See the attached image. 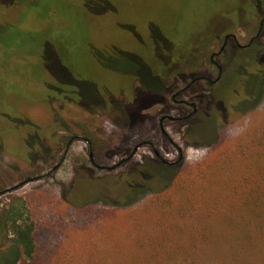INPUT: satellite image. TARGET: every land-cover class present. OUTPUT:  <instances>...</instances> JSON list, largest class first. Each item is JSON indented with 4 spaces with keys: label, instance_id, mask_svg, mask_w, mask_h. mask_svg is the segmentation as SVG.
Listing matches in <instances>:
<instances>
[{
    "label": "rangeland",
    "instance_id": "obj_1",
    "mask_svg": "<svg viewBox=\"0 0 264 264\" xmlns=\"http://www.w3.org/2000/svg\"><path fill=\"white\" fill-rule=\"evenodd\" d=\"M46 1L59 5L70 18L76 17L74 23L69 24L64 17L60 22L48 21L44 7H36L38 0H0V212L23 203L36 225V255L20 264H264V234L259 236L255 223L248 225L254 230L251 240L241 238L240 228L248 224L246 218H242L243 224L228 227L229 220H241L228 203L229 186L241 175L258 180L259 175L264 177V164H260V154H264V95L248 112L234 113L227 121L219 119L209 128L204 112L184 122L166 120L164 128L170 141L161 132L160 118L186 117L190 110L172 100L177 84L164 73L165 66L154 60L153 46L132 36L131 29L142 37L132 22L138 20L133 0H116L128 16L123 22L127 29L122 31L117 30L118 24L111 27L107 16H82L57 0ZM102 1L91 0V5L100 11ZM136 1L141 7L144 4L149 21L158 20L150 14H166L167 0ZM257 1L259 10L264 0ZM183 2L187 10L180 15L177 5L167 1L172 13L168 24L152 26L157 38L165 26L175 27L178 38L165 37L161 45L169 52L183 39V43L192 42V31L209 30L219 15L229 14L233 19L239 9L238 0ZM88 19L92 21L89 28ZM262 23L250 27L243 22L230 33L237 36L240 45L259 35L262 47L264 20ZM46 26L53 30L42 35ZM36 36L44 38H40L41 44ZM223 43L213 51L218 53ZM235 47L231 40L225 53L230 55ZM28 49L34 56L19 54ZM121 51L136 55L121 57ZM37 54L42 55L40 70L35 65ZM108 57L121 61H106ZM221 59H216L220 65ZM161 60L165 65L170 62L166 56ZM205 63L197 76L215 79L216 70H211L207 58ZM147 66L162 76L163 84L151 78ZM178 66L189 71L192 60ZM53 81L68 84L70 96H52L48 89ZM209 88L206 83L195 84L192 93L180 99L191 101L192 96L198 109L207 111ZM75 90L81 91L82 99ZM199 94L204 95V104L195 99ZM220 107L213 104L208 111L216 116ZM142 141L154 147L140 149L134 163L155 159L153 149L174 163L180 149L183 164L168 190L155 196L146 193L127 208L103 202L81 207L70 201V194L119 201L123 193L119 188L126 178L103 177L110 174L95 170L90 154L99 155L100 161L110 166ZM123 171L121 168L116 174ZM213 171L226 182L218 186L219 177L210 180ZM147 172L153 168L148 167ZM141 185L140 189H145L142 192L148 191V183ZM220 191L225 198L219 200L218 214L208 218L211 212H205L210 203L199 194L220 196ZM222 210L226 216L221 215ZM207 219L209 227H203ZM204 229L215 234L200 237Z\"/></svg>",
    "mask_w": 264,
    "mask_h": 264
},
{
    "label": "trees",
    "instance_id": "obj_2",
    "mask_svg": "<svg viewBox=\"0 0 264 264\" xmlns=\"http://www.w3.org/2000/svg\"><path fill=\"white\" fill-rule=\"evenodd\" d=\"M61 6H65L69 10L76 12V14H80L82 16H107L111 19V27L114 24H118L116 26L117 30H126L127 26L123 23L124 20H128V16L124 15V12H121L119 9V4L116 0H104L101 2L100 11H96L95 7L92 6L91 0H57ZM174 3L177 9V12L182 15L184 11L187 10L186 4H184V0H167ZM167 1L165 2L166 14L164 17L156 16L150 14V17L153 19H158L155 21H149L145 17L147 13L145 12L144 4H139V1L133 0L134 3V12L137 14L138 20L132 21L136 23V25L140 28V33L142 37L133 32L131 29L132 36L135 37L139 42L145 43L148 42L153 46L152 54L154 55V60L158 61V64L162 67L163 61L161 57L166 56L170 62L172 63H180L185 65L188 61L192 60V76H197L198 70L202 68L205 60L210 63V56L215 54L213 51L214 46L221 44L224 42L225 36L235 29L238 28L240 23L249 24L250 27L258 23L260 26L262 25V21L264 20V3L261 8L257 10L258 1L257 0H238L239 9L236 10V16L233 19L230 17L231 15H219L215 20L211 23V28L206 31H192V42H182L179 41V47L172 52L167 51L165 48H162V42L165 41V37H172L175 39L177 35L175 33V27L171 25L165 26V31L160 33V37H155V34H152L153 27L158 22L161 25L165 23L168 24L167 18L172 13L167 5ZM138 2V4H137ZM140 2H142L140 0ZM46 10V14L49 17V20H57L60 22L61 18L64 17L69 24L76 20V17H71L66 15L64 10L59 9L58 6H54L51 1L46 0H38L36 7ZM35 7V6H34ZM58 7V8H57ZM94 7V8H90ZM33 8V7H32ZM104 8H108L107 11ZM143 8V9H142ZM176 10V9H175ZM101 13V14H98ZM151 13V12H150ZM98 14V15H96ZM146 15V16H145ZM55 16V17H54ZM148 18V17H147ZM63 20L62 22H64ZM114 21V22H113ZM66 22V21H65ZM17 26V25H15ZM63 26H67L64 24ZM92 26V21L90 23V19H88L87 28ZM126 26V27H125ZM180 27V26H179ZM43 28V27H42ZM40 29L42 35L49 34L53 28L47 27L46 29ZM37 33V32H36ZM35 33H32V35ZM39 35V30H38ZM33 41L35 40L32 37ZM40 38L42 36H36L37 41L40 44L43 42ZM83 38V37H82ZM178 38V37H177ZM44 39V38H43ZM39 44V43H38ZM39 44V45H40ZM139 45V43H136ZM85 47V45H84ZM236 49L227 55L225 52L222 53V72L220 79L216 86H213L210 97L207 103L211 102V105L217 104L221 105L222 109L217 113L216 116H213L215 121L217 122L219 119L227 121V119L234 113H244L248 112L251 108V105H255L259 103L261 98L264 95V45L261 43L259 45L258 39L254 41L251 45L246 47H235ZM23 50L19 54L22 55H33L31 51ZM29 51V52H28ZM165 51V52H164ZM121 57L130 56L136 54H130L126 52H118ZM34 56V55H33ZM115 57H108L106 61L115 62L121 61L119 58L114 59ZM36 68L42 69V55H36ZM106 65V64H105ZM187 66V65H186ZM106 67H109L106 65ZM150 67V66H149ZM111 68V67H109ZM163 68V67H162ZM152 69V68H151ZM153 70V69H152ZM40 79V78H39ZM144 83V82H143ZM65 82L63 81H53V93L52 96L58 98L57 91L54 87H59L64 90L68 88ZM148 87V85H147ZM77 90H75L76 93ZM77 94V93H76ZM203 111V110H202ZM201 111V112H202ZM206 120V117L205 119ZM260 153H258L259 155ZM261 163L264 164V154H260ZM259 160V158H258ZM153 168V172L150 175L153 178L145 181V180H127L129 185L125 183L119 191H123L121 194V199L119 201L108 202L104 198L103 199H93L90 197L91 195H71L70 201L72 203L78 204V206L86 207L92 205L93 203L103 202L105 204L112 205L116 208H127L132 204L143 198L146 193H151L153 196L162 194L166 190L169 189L172 184L174 177L179 172L180 168L176 167L174 169L170 165H150ZM214 176L219 177L218 186H221L226 182L225 177H221L215 171L212 172V176L210 180L213 179ZM159 178V180H157ZM161 180V181H160ZM209 180V176H208ZM137 182V183H136ZM148 183L149 187L148 191L142 192L145 189H135V186L140 183ZM157 182L156 187L153 186V183ZM135 183V184H134ZM246 185V186H245ZM229 187L232 188V191L229 192V202L232 208V211L238 214L241 219L238 222L233 223L232 220H229L228 227H233L235 225L243 224L242 218H246L247 225H242L241 229V238L251 240L253 238V228L248 225L250 222H254L258 230V234H264V177L259 175V180L251 176H243L233 182V185ZM245 187V188H244ZM221 192V191H220ZM222 193V192H221ZM105 195V194H103ZM203 195L209 201L208 210L205 213L208 214V218L215 217L216 211L218 210L219 200H224L223 193L220 196H216L215 194H206L205 192L199 194ZM223 197V198H222ZM236 198L237 200H234ZM80 202V203H79ZM213 203V204H212ZM222 216L225 215V211H220ZM255 218L258 221L251 219ZM217 218L212 219L213 221ZM209 219L202 225L203 227H209ZM35 222L29 216L26 206L22 203L20 206H11L10 208H6L0 212V264H20L23 261L33 260L36 251L37 244L35 240ZM236 229H239L236 227ZM200 237H212L215 233L214 231H208L204 229L200 231Z\"/></svg>",
    "mask_w": 264,
    "mask_h": 264
},
{
    "label": "flooded vegetation",
    "instance_id": "obj_3",
    "mask_svg": "<svg viewBox=\"0 0 264 264\" xmlns=\"http://www.w3.org/2000/svg\"><path fill=\"white\" fill-rule=\"evenodd\" d=\"M258 38H259V35H256L246 45H240L237 42V36L236 35L231 34V33L227 34L225 36L224 43H223V46L221 47L220 51L218 53L212 54L210 56V58H209L210 65L212 67L211 70H213V71L216 70V72H217V75H216L215 79H212V78L207 77V76H205V77H203V76H192V66H190L191 69L189 71H187V70L181 69V67L178 66V65H182L180 63L169 62L167 65H165L163 63V65L165 66V67L162 66V67H164L163 68L164 69V73L171 80H172V77H173V81H175V83L177 84L176 85V87H177L176 88V92L173 93L172 97H171L172 100L175 103H177L178 105H184V106L188 107L189 110H190L189 115L186 116V117H178V118H176V117H171V116L165 115V116H162L160 118L159 123H160L161 132L168 140L171 141V138H170V136L168 135V133L166 132V130L164 128V122L166 120H171V121L172 120H179V121H182V122H184L186 120L188 121V120L192 119V117H194L195 115H197L198 113H200L203 110L202 112H204V115L206 117V120H204V122L206 123L207 128H209L210 126H212L213 123H215V119H214L213 115L210 114L209 111H208L212 107V105L210 106L211 102L206 103V107H207L208 110L204 111V109H202V108L198 109L196 104L192 102V96H191V99H190L191 101H187L185 99H180V97L182 98L184 96V94H186V93H189V92L192 93V87L195 84H198V83L199 84L200 83H206L210 87L209 88L210 91L212 90L213 86L217 85V83H218V81L220 79V76H221L222 67H221V65L218 63V61L216 59L222 57V53L225 52V49H226V46H227L228 42H230L232 40L237 47H246V46L251 45L252 43H254V41H256V39H258ZM205 65H206V63H205ZM147 67H145V68H147ZM150 71H151L150 72L151 78H156V79H158L161 82V84H163L162 76L160 74L159 75H155L152 69H150ZM142 84L145 87H147V85L145 83L142 82ZM54 89L57 91V93L60 96H64V97H69L70 96V93L67 92L66 90L62 89V88L54 87ZM137 89L138 88L135 87V91H137ZM48 90L51 92V94L53 93V88L51 86H49ZM147 90H148V87H147ZM76 93L79 94V98H81L83 96V94H81V91L79 92L77 90ZM139 93H140V95H142L144 97V93H143L142 90ZM138 98H140V97H138ZM138 98H137V100H138ZM195 99L201 100V103H203V104L205 103V97H204L203 94L196 95ZM218 106H220V105H218ZM219 109L221 110L222 106ZM88 142H89V140H88ZM146 146L154 147L153 143H151L149 141H142V142L136 144L133 147V149L131 151H129V153L126 155V157H122V159H120L119 162L115 163L114 165H110V166L104 165L103 161H100L99 155H94V153H91L90 154V164L95 168V170H98L100 173L106 172L107 174H110V175L103 176V177H109V178H117V177H119L121 179H125L126 178L125 179L126 180L125 183H127L128 185H129V183L127 182V180H137V181L138 180H145V181H147V180L153 178V176L150 175L149 172H147L148 167H151L150 165H152V164H155V165H161V164L162 165H170L174 169H176V167H181L182 166V164H183V155L181 154L180 149H179V153H180L179 158L174 163L167 162L161 156L160 152L158 150H156V149H153V152H154V154L156 156L155 159H151L150 160V159L144 158V159H142L141 162L134 163L133 162L134 158L137 156V154L140 151V149H142L143 147H146ZM64 158H65V155L63 156L61 161H63ZM58 166H60V165H58ZM121 168H124V171L120 172L119 174H116L118 172V170L121 169ZM83 170H84V172L88 171L85 167H83ZM114 173H115V175H111V174H114ZM141 184L142 183L136 185L135 189L143 188V186ZM145 185H147V182L145 183Z\"/></svg>",
    "mask_w": 264,
    "mask_h": 264
},
{
    "label": "water",
    "instance_id": "obj_4",
    "mask_svg": "<svg viewBox=\"0 0 264 264\" xmlns=\"http://www.w3.org/2000/svg\"><path fill=\"white\" fill-rule=\"evenodd\" d=\"M56 168H58V167H56Z\"/></svg>",
    "mask_w": 264,
    "mask_h": 264
}]
</instances>
